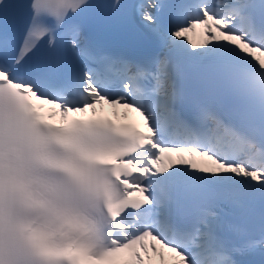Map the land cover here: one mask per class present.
<instances>
[{
  "label": "snow or ice",
  "instance_id": "snow-or-ice-1",
  "mask_svg": "<svg viewBox=\"0 0 264 264\" xmlns=\"http://www.w3.org/2000/svg\"><path fill=\"white\" fill-rule=\"evenodd\" d=\"M0 264H264V0H0Z\"/></svg>",
  "mask_w": 264,
  "mask_h": 264
}]
</instances>
